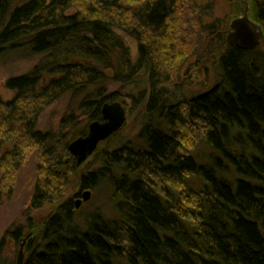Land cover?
Segmentation results:
<instances>
[{"label":"trees","instance_id":"trees-1","mask_svg":"<svg viewBox=\"0 0 264 264\" xmlns=\"http://www.w3.org/2000/svg\"><path fill=\"white\" fill-rule=\"evenodd\" d=\"M197 2L0 0V53L44 55L5 81L13 96L0 98V201L12 195L29 151L43 183L29 210L59 198L76 172L64 131L75 115L59 131H41L47 107L69 95L87 121H101L103 104L118 100L110 83L134 84L141 71L148 81L138 93L146 117L139 142L98 149L99 166L80 176L81 188L108 183L116 217L97 213L79 231L71 199L63 201L32 231L23 264H264V53L225 42L214 6ZM186 7L198 13L196 37L211 34L224 48L217 82L173 100L170 60L181 48L174 22ZM256 12L264 24V0ZM121 33L135 41V60ZM7 237L19 245L23 231L8 230L0 242V264H15L3 257Z\"/></svg>","mask_w":264,"mask_h":264},{"label":"rangeland","instance_id":"rangeland-1","mask_svg":"<svg viewBox=\"0 0 264 264\" xmlns=\"http://www.w3.org/2000/svg\"><path fill=\"white\" fill-rule=\"evenodd\" d=\"M24 0H12V4L16 5ZM263 0H249L251 11L249 9V17L262 25L257 17L256 2ZM211 3L214 6L213 19H219L220 28L227 42L231 22L243 15V4L237 0H198L197 4ZM187 7L181 14L177 15L175 20V39L180 44L179 51L172 56L170 62L171 80L168 82V89L171 97H193L208 91L218 79V57L224 48L222 41H218L211 34H203L196 37L199 29L195 26V19L198 13H187ZM122 34V33H121ZM126 45L130 48L131 58L137 57V46L133 39L122 34ZM258 49L264 53V44ZM44 55L30 56L26 51H11L0 53V98L3 100L10 99L13 92L5 87V81L12 76H18L29 72L36 64H38ZM165 64L164 57L161 58ZM138 79L134 84L128 82L110 83L108 92H117L118 101H120L126 110L127 122L124 128L108 141L101 143L98 147L100 150H114L121 145L131 141L139 142V132L142 128L146 117L143 115L144 102L139 98L138 93L146 90L148 87L147 77L141 71ZM139 85V86H137ZM142 90V91H140ZM112 102V101H111ZM75 115L77 124L65 128L68 134L69 142L83 134L88 129L89 121L78 109V101L66 95L47 107L40 115L37 128L41 131H59L60 121L64 116ZM10 144H5L3 151L7 150ZM97 149V150H98ZM196 148L192 151L195 153ZM198 152L206 154V148H199ZM96 154V152L94 153ZM25 159L19 171L16 174L14 190L11 196H6L0 201V242L5 232L11 229L21 228L25 236L29 232L37 231L47 221L49 216L63 201L70 200L73 203V221L74 228L78 230L88 229L89 222L101 214L105 218L112 219L116 217L114 207L115 199L113 198V190L108 183L103 182L95 189L81 188L80 176L88 172L94 171L99 166L98 159L92 155L81 166L76 167V172L71 176L67 185L59 189L57 199L51 202H44L41 207L29 210L31 202L36 193L43 194V183L37 170V159L34 152L29 151L25 155ZM73 157V156H72ZM74 158V157H73ZM71 160L65 157V162ZM72 161V160H71ZM75 162V158H74ZM40 184L37 186V180ZM85 190H91V197L85 203H82L78 209L75 208V201L81 199V195ZM98 213V214H97ZM72 228V227H71ZM19 245L11 237H7L3 246V257L8 262L16 261ZM25 249V247H24Z\"/></svg>","mask_w":264,"mask_h":264},{"label":"water","instance_id":"water-1","mask_svg":"<svg viewBox=\"0 0 264 264\" xmlns=\"http://www.w3.org/2000/svg\"><path fill=\"white\" fill-rule=\"evenodd\" d=\"M242 2L244 13L241 17L234 19L226 37L227 43L245 51L258 49L264 42V30L261 24L249 17L251 4L249 0H237ZM102 120L91 121L88 124L86 135L79 136L68 143L67 150L75 158L76 167L81 166L97 151L99 145L116 136L126 125L127 115L120 101L107 102L101 109ZM91 197V190H85L81 199L75 201L78 209L82 203ZM33 233H28L21 242L15 264H23L25 258V245Z\"/></svg>","mask_w":264,"mask_h":264},{"label":"flooded vegetation","instance_id":"flooded-vegetation-1","mask_svg":"<svg viewBox=\"0 0 264 264\" xmlns=\"http://www.w3.org/2000/svg\"><path fill=\"white\" fill-rule=\"evenodd\" d=\"M30 233V232H29ZM33 233V232H32ZM27 235V234H26ZM25 235V236H26ZM25 236L23 235V237H22V239H21V242L23 241V239L25 238ZM33 236V235H32ZM21 242L19 243V246H20V244H21Z\"/></svg>","mask_w":264,"mask_h":264},{"label":"bare ground","instance_id":"bare-ground-1","mask_svg":"<svg viewBox=\"0 0 264 264\" xmlns=\"http://www.w3.org/2000/svg\"><path fill=\"white\" fill-rule=\"evenodd\" d=\"M263 44H264V42H263ZM263 44H262V45H263ZM256 50H257V49H256ZM252 51H253V50H252Z\"/></svg>","mask_w":264,"mask_h":264}]
</instances>
